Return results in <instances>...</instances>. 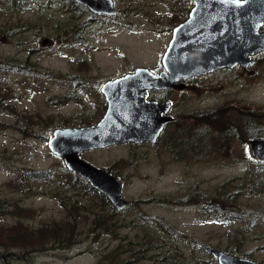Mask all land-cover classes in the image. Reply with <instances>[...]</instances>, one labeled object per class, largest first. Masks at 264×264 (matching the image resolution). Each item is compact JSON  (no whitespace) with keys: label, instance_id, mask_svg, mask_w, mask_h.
I'll use <instances>...</instances> for the list:
<instances>
[{"label":"rangeland","instance_id":"rangeland-1","mask_svg":"<svg viewBox=\"0 0 264 264\" xmlns=\"http://www.w3.org/2000/svg\"><path fill=\"white\" fill-rule=\"evenodd\" d=\"M114 6V19L104 15L91 22L89 11L79 7L69 10L61 0H18V4L0 0V59L24 61L29 69L24 73L11 66L0 67V199L9 209L0 207L5 211L0 214V229L18 221L38 227L69 219L59 193L30 194L3 185L26 169H48L50 178L26 184L54 189L63 160L48 147L53 130L96 123L103 115L105 99L100 86L105 79L139 65L162 67L161 56L172 28L188 16L193 2L114 0ZM22 21H29V26ZM44 37L49 41L43 43ZM257 57L251 72L238 66L219 69L189 77L184 87L169 91L175 115L171 129L196 130L203 124L195 116L202 111L199 109L216 108L222 121L247 116L264 135V50ZM205 135L199 134V141L207 147L211 138ZM240 135L244 140L235 137L226 141L220 154L211 156L207 150L205 155L192 153L189 148L196 140L183 131L179 139L173 138L178 139L175 145L180 151L176 154L166 147L174 148L166 134L157 144L122 142L83 150L82 158L121 179L123 194L131 203L113 216L111 230L96 233L89 227L93 212L103 210L101 198L65 192V197L97 205L86 210V219L76 220V242L66 248L29 253L0 246V264H93L118 243L128 242L141 248L139 254H146L129 264H154L149 255L162 259V253H155L163 248L173 250L175 243L183 254L173 255L183 262H191L192 253L206 257V249L188 248V237L223 250L238 245L250 256L230 252L264 264V190L239 197L235 205L238 216L230 219L206 218L194 202L176 201L195 184L204 194L211 193L223 180L238 175L259 178L264 185V163L252 156L250 137L244 132ZM159 195L163 201L156 199ZM139 198L145 200L132 203ZM14 202L29 210L16 214ZM164 241L166 244L155 246ZM120 251L127 257L126 250Z\"/></svg>","mask_w":264,"mask_h":264},{"label":"water","instance_id":"water-1","mask_svg":"<svg viewBox=\"0 0 264 264\" xmlns=\"http://www.w3.org/2000/svg\"><path fill=\"white\" fill-rule=\"evenodd\" d=\"M94 12L115 14L114 0H75ZM188 16L174 26L161 56L157 73L148 66L105 81L107 106L93 124L56 127L48 147L72 172L86 178L122 209L130 201L122 181L111 170L82 158L83 150L122 142H155L165 123L172 119L170 101L146 100L147 88H182L186 79L223 66L253 63L252 55L264 49V0H192ZM44 37L42 42H48ZM254 158L264 163V137L249 139ZM219 264H262L216 246L201 243Z\"/></svg>","mask_w":264,"mask_h":264},{"label":"trees","instance_id":"trees-1","mask_svg":"<svg viewBox=\"0 0 264 264\" xmlns=\"http://www.w3.org/2000/svg\"><path fill=\"white\" fill-rule=\"evenodd\" d=\"M15 1L18 4V0ZM69 1L70 2H68V0H61L65 8H68L69 10L71 8L74 9L75 7H79L82 10L88 11V8L85 5L78 3L75 0ZM22 23L26 27L29 26V21H22ZM29 28H32V26H30ZM3 59L6 58L0 59V67L11 66L15 70H19L24 73L29 72V69L26 65L28 63L24 61H15L11 58H9V60ZM206 114L207 125L204 133L202 132L201 127L193 131H189V128H183L181 130L183 132H187L190 137H194V140H196V143L192 145L190 144L191 147L189 148V150L192 153L199 152L201 148L199 134H206L211 138L210 140L206 141V150L207 155L209 156L213 155L214 152H219L217 154H220L222 148H224L223 144L226 141H231L232 139H235V137H237V139L239 140L241 139V141L244 140L240 135V132H244L247 138L252 136H261L262 134L254 125L252 119L248 118L247 116L241 118L242 120H239L238 117L230 116L228 122H226L222 121V116L218 114V111H216L215 108L206 111ZM23 116L25 118H28L25 115ZM195 116L197 119H200L199 112L196 113ZM181 131H176L174 133V137L179 139ZM166 132L167 130L163 135H161L160 140L164 139L165 134L168 133ZM189 133H191V135ZM166 138L169 139L168 137ZM177 140H171L173 142L175 151L173 146L169 144L168 146H166L169 150H172L174 154H176V152L179 153L180 151L176 149L177 146L175 145V143ZM61 163L62 164L59 168L61 175L59 178V184H56L54 189L47 190L43 185L26 184L28 181L34 182V180H43L50 178L52 176V173L48 169H26V171L18 173L16 179H11L5 182L3 186H8L9 188H13L14 190L29 192L30 194L59 193L62 200V205H64L65 209L68 211L67 217L69 219H67V221L55 220L52 222H45L38 227H30L23 222L18 221L13 225H10L6 229H0V246H4L6 248L17 247L19 253H29L30 251L36 249H49L55 247L66 248L73 245L76 242L78 234V226L76 224V220L82 221V216H84V218L86 219V210L92 207H96L97 205L93 202L82 203L81 200H78L76 197H65V192L69 191L74 193L73 196L78 194H89L93 197H100L102 200L100 205L103 206V210L93 212L89 228L96 231V233H99L100 229H102V231L111 230V225L115 223V219H113V216L116 213L123 211L125 207L122 209L116 207L106 194L91 185L86 178L69 170L65 166L64 162ZM243 177L244 176L238 175L235 177H231V179L223 180L217 187L214 188L211 193L205 194L204 192L199 191L196 188L195 184V188L193 187V189L189 191L184 198L177 199L176 201L178 203L185 202V200L188 202H194L196 205L195 207L198 206V209L203 212V215L206 218L230 219L233 217H237L238 210L236 209L235 205L238 198L246 193H258L261 190H264V185L262 184L263 181H261L259 178L255 179L256 177H250L249 179H246ZM230 183H232L233 185H229ZM25 185H28L26 187V190H24ZM159 196H157L156 199L158 201H163V197ZM144 200L145 199L139 198L132 203L137 204L138 202ZM3 202L4 200L0 199V207H5L4 209L9 211V209L6 207V204ZM13 205V211L16 212V214H22V211L29 210L19 205L17 202H14ZM4 209L0 208V214L5 212ZM95 235L97 236L98 234ZM186 242L189 249L201 250V242H198V240L194 237H188V240H186ZM162 244H166L165 241L163 243L158 242L155 244V246L160 247L162 246ZM174 245L175 246L173 250L169 248H163L160 249L158 253H155H162V259L158 260L157 257L153 254H150L149 257L153 259L154 264H219L217 259L207 250L206 251L208 252V255L206 257H199L192 253L191 262H183L173 255L175 253H177L178 255L183 254V251L178 243H175ZM122 248L124 249V251H127V257L121 256L122 251H120V249ZM146 248H143V250H145ZM226 250L229 252L233 251L235 253H242V255L245 256H250L248 251H242V249L238 245L233 248L227 247ZM139 251L141 252V248L137 246L135 247V245H132V242H128L127 244L118 243L114 250H112L108 254L105 253L103 255V258L93 264H129L132 259L137 260L140 257L146 256V254L143 255V253L139 254ZM16 254L18 253H15V255ZM162 260L164 261V263L161 262Z\"/></svg>","mask_w":264,"mask_h":264},{"label":"flooded vegetation","instance_id":"flooded-vegetation-1","mask_svg":"<svg viewBox=\"0 0 264 264\" xmlns=\"http://www.w3.org/2000/svg\"><path fill=\"white\" fill-rule=\"evenodd\" d=\"M192 1V0H191ZM193 2V1H192ZM88 8V7H87ZM88 11H89V13L91 14V18H90V21L91 22H96L97 20H101L103 17H105L106 15L107 16H111V18L112 17H116V15H117V13H115V14H106V13H102V12H94V11H92V10H90L89 8H88ZM189 14V13H188ZM105 15V16H104ZM112 19H114V18H112ZM119 22H121V21H119ZM174 28V27H173ZM173 28H172V30H173ZM262 30H264V24H263V26H262V28H261ZM264 50V49H263ZM263 50H261V51H259V52H257L256 54H254V55H252L251 57L253 58V63L251 64V65H249V66H247V67H243L241 64H236V65H234V66H223V67H220V68H216L215 70H219V69H229V68H234V67H241L243 70H247L248 72H251V70H252V68H253V66H254V64H255V62L258 60V57H257V54H259V53H261ZM140 66V65H139ZM142 66V65H141ZM135 67H137V66H135ZM134 67V68H135ZM148 67H150V68H153V70L155 71V72H159L161 69H162V67H158V66H148ZM134 68L133 69H131L130 71H127V72H131V71H133L134 70ZM215 70H213V71H215ZM213 71H211V72H213ZM127 72H125V73H127ZM125 73H123V74H125ZM208 73H210V72H208ZM205 74H207V73H205ZM120 75H122V74H118V75H115V76H111V77H109V78H107V79H105V81H107V80H109V79H112V78H116V77H118V76H120ZM202 75V74H201ZM197 76V75H196ZM192 77V76H191ZM187 80V79H186ZM104 81V82H105ZM103 82V83H104ZM102 83V84H103ZM102 84H101V86H102ZM185 85H186V81H185ZM101 86H100V90H101ZM176 89H180V88H174V87H169V88H147V95H146V100L147 101H151V100H156V101H166V100H168V101H170V109H169V111L168 112H164V113H166V114H170L171 116H172V119L170 120V121H168L167 123H165L164 125H163V127H162V130H161V132H160V134L158 135V137H157V139L155 140V142H153L154 144L156 143H158L159 142V140H160V137H161V135H163L164 133H165V131L167 130V137L170 139V142H172L173 141V138H174V131L171 129L173 126H174V122H175V115L173 114V113H171V109H172V106H173V101H172V99L170 98V96H169V91H172V90H176ZM101 93L103 94V96H104V99H105V95H104V92L101 90ZM106 106H107V101H106V99H105V105L103 106V113L102 114H104V112H105V109H106ZM216 109V108H215ZM199 110H202V111H200L199 113H200V121L201 122H203V124H202V126H201V128H202V132L204 133L205 132V129H206V125H207V114H206V111H207V109L206 108H204V109H199ZM216 111H218V109H216ZM236 116H238L237 114H236ZM102 117V115L100 116V118ZM99 118V119H100ZM98 121V120H97ZM96 121V122H97ZM94 122H90V123H87V124H80V125H88V124H93ZM80 125H77V126H80ZM251 138V137H250ZM172 140V141H171ZM127 142H129V141H127ZM147 142H149V141H142V142H139V143H147ZM150 143H152V142H150ZM173 143V142H172ZM250 144V143H249ZM201 145V148H200V150H199V153L201 154H203V155H205L206 154V146H205V143L203 142V144L201 143L200 144ZM251 151V150H250ZM252 154V153H251ZM253 156V155H252ZM254 157V156H253Z\"/></svg>","mask_w":264,"mask_h":264}]
</instances>
